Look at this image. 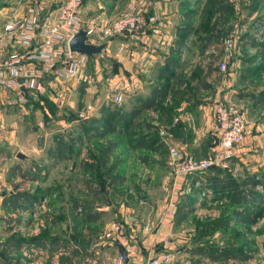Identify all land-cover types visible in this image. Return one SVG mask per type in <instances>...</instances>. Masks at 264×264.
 Masks as SVG:
<instances>
[{"label": "rangeland", "instance_id": "1", "mask_svg": "<svg viewBox=\"0 0 264 264\" xmlns=\"http://www.w3.org/2000/svg\"><path fill=\"white\" fill-rule=\"evenodd\" d=\"M30 1L0 0V28L8 17L25 13ZM63 1L49 0L47 5L55 11ZM130 1L89 0L87 3L91 7L88 11L90 15H97L103 6L108 14L104 20H96V23H111L131 13ZM178 1L181 3L184 0ZM191 1L190 9L196 8L194 21L198 25L206 0ZM229 2L233 4L235 14L229 22L218 26V30L223 31L225 37L214 42L204 53L193 44L190 37L182 50H189L188 44L193 49L184 66L183 74L186 77L184 76L183 83L178 84L165 77L155 78L154 84L151 80L147 81L151 83L148 85L149 89L155 83L162 84L161 88L166 83L171 88L166 98L158 100L160 107L138 111L141 107L139 99L148 95L138 85L132 89V84L128 82L131 75L126 69L121 77H114L115 72H118L115 58L102 61V73L98 75L90 57L84 67L85 76L66 85L68 94L58 93L53 99L31 95L26 102L17 103L13 93H3L0 96V171L4 174L5 186L0 199L5 198L8 190L34 191L40 197L48 196L49 211L45 225L37 226V222L27 216L34 222L32 226L38 227L37 231L44 236L62 237L74 242L90 240L92 250H95V246H103L100 243L109 242L112 245L113 241L119 242L108 237L112 225L119 223L123 235L133 244L134 251L140 257L135 264H144L152 250H160L164 245L168 247L173 244V248L166 250L174 252L178 249L189 255L184 256L187 258L181 264H191L193 259L210 264L206 257L194 253L198 246L208 247L209 250L211 247H226L244 253L252 247L257 252L247 261L219 258L215 264H264V218L251 226L238 224L234 218L230 220L232 210L238 206H231L224 199L217 198L214 192L212 199L203 201H200L197 192L196 211L189 215L179 229L170 231L168 228L169 221L174 218V214L169 211L171 203L177 205L184 194L192 193V189L184 184L186 177L176 175L169 146L164 142L163 136L172 137L179 143H183V138L190 141L194 137H200L197 146L188 148L189 151L197 158L214 155L221 158L223 155L219 149V138L214 134L215 130L207 131L204 135H199V130H195L203 122L202 110L197 112L199 106L195 105L212 104L216 97L227 96L228 100H222L233 104L240 112L249 108L252 118L258 119L261 116L247 100L239 96V92L246 87L259 91L258 84L262 83L264 77V55L260 56L259 50L252 46L249 39L253 36L264 42L263 28L255 24L264 15V0ZM46 8L41 14L43 19L49 16ZM134 11L138 12L136 9ZM142 17L145 24L141 32L146 28V18ZM208 26L213 27V17ZM126 33L121 32L105 41ZM227 37H234L236 41V50L229 58L222 45ZM253 57H256L254 62L251 59ZM225 60L228 61L229 69L222 72L219 65ZM197 67H201L202 72L196 79H192L197 74ZM250 70L254 75L248 78L246 76ZM149 76L146 75L147 78ZM210 76L208 82L207 77ZM118 83L123 99L116 103L112 93ZM207 86L212 88L208 89ZM174 90L181 91V94ZM135 111L138 112L132 123L120 119V115L130 116ZM191 113L197 125H194ZM245 118L247 120V116ZM105 125L115 126L118 130L95 136L103 131ZM129 130L136 131L138 136L151 135L157 141L155 147H131ZM255 132V129L251 131L252 134ZM111 143H116V146L105 159L104 150ZM242 147L244 144L240 146L237 154ZM19 152L27 155V158H18ZM63 153L66 159H58ZM143 157L149 159L144 161ZM230 159L228 166L220 164L217 167L230 171L237 178L245 169L240 162ZM114 166L117 168L114 169ZM208 174L206 170L200 175L203 177ZM80 201L86 202L89 209L101 211V218L90 224L81 223L86 211ZM74 205L83 207L82 211L74 210ZM33 206L34 204L31 207ZM161 228V233L168 235V238L164 236L160 245L153 240ZM13 235L28 238L19 232ZM148 238H151L147 249L149 253H146V249L142 252L139 246L145 247L143 241ZM247 241L253 244H247Z\"/></svg>", "mask_w": 264, "mask_h": 264}, {"label": "built area", "instance_id": "2", "mask_svg": "<svg viewBox=\"0 0 264 264\" xmlns=\"http://www.w3.org/2000/svg\"><path fill=\"white\" fill-rule=\"evenodd\" d=\"M48 2L49 0H31L25 13L8 17L0 28V96L7 92L13 93L17 103L26 102L31 95L53 99L54 95H58L61 86L85 76L84 67L90 57L72 52L69 47L70 39L80 28L87 31L89 42L99 44L121 32H138L145 24L144 18L138 12L131 11L111 23L100 25L82 12L84 0H64L57 9L54 20L50 22L41 17ZM222 45L226 56L231 57L236 50L235 38H225ZM219 67L222 72H227L228 61L221 62ZM119 86L120 84L112 93L116 103L123 99ZM212 114L219 138V149L223 155L221 158L217 155L197 158L182 143L174 141L172 137L163 136L164 142L169 146L177 176L185 178L189 174L220 164L228 166L229 159L237 156L246 137L245 116L233 104L223 100L216 101ZM256 178L260 179L259 176ZM4 183V174L0 171V194L3 192ZM194 188L199 192L200 201L212 199L213 191L207 188L204 179L196 180ZM255 188L262 191L261 184H257ZM47 203L48 196H43L28 212V216L37 222V226L45 225L49 211ZM77 210L81 212L82 207L79 206ZM175 210L176 203H171L170 213L175 214ZM123 236L121 224L114 223L108 237L119 240ZM171 262L170 252L152 250L144 264ZM108 264L131 263H125L118 255Z\"/></svg>", "mask_w": 264, "mask_h": 264}, {"label": "crops", "instance_id": "3", "mask_svg": "<svg viewBox=\"0 0 264 264\" xmlns=\"http://www.w3.org/2000/svg\"><path fill=\"white\" fill-rule=\"evenodd\" d=\"M88 1L89 0H86V2H84V8L82 10L84 15L95 22L96 20H99L100 22L101 20H104L105 16H107L108 14V11L102 6V9L98 11L97 15H90V12L88 10H90L91 6L87 3ZM130 2L129 3L132 7L131 11H134V9H136L139 14L146 18V28H144L143 32H127L126 34H120L113 39L108 40L110 41V44L105 49L104 54L96 55V57L94 56L91 61L94 62L95 71L98 72L97 74L99 75V73H102L101 62L104 60L115 58V60H117L118 62V72H115L114 77H121L124 74V69H126L131 75L128 79V82L130 85L132 84V89L138 85L142 87L144 91H146V95H150L151 93H149V91L152 92V89H149L148 85L151 83L147 81L151 80L154 84L155 78L160 79L161 77L159 78V73L161 68L166 64L168 58L174 57L177 52L176 41L179 38L180 31L185 23L183 8L178 0H131ZM46 7L47 11H49L47 20L52 22L58 10L54 11L51 7H48V5ZM191 39L192 36L190 40ZM188 46L189 50L186 49L185 51H183L184 53L182 52L181 56H184V58H181V66L177 69L178 74L184 73V66L192 55L191 50L193 49H190L189 44ZM150 74L152 75L151 77L149 76ZM146 75H148L150 78H147ZM253 75V71H249L248 76L246 77L251 78V76ZM210 78L211 76L207 77L208 82H210ZM234 80H236V77H234ZM173 81L176 82V80ZM143 83L148 84L143 85ZM156 84L158 83H155V85ZM67 86H62V89L59 90V93L68 94L66 91ZM258 86H260L259 91H254L250 89V87H246L239 92V96L242 99L247 100L249 104H251L250 106H253L254 109L259 114H261V116L258 119L252 118L250 116L251 114L249 113V108H246L244 112H241L243 115L247 116L248 123L246 129V137L243 143L244 147H242V150L233 160L240 162L243 169H245L243 173L237 177V179L242 182L247 175H257L260 177L262 191L264 192V104L255 103V100L251 99L250 97L242 96V94L248 92L255 93L256 95L264 92V77L262 83L258 84ZM206 88L211 89L212 87L207 86ZM223 98L228 100L227 96L216 97L212 104L207 103L208 105H203V103H199L195 105L199 106L196 110L197 112L198 110H202L201 115L203 118V122H201L200 127L198 126L196 127V129L194 128L196 131L199 130V135H204V133L207 131L215 130L214 134H216V136L218 137L215 121L212 114V107L216 103L217 99L222 100ZM50 99L52 98L50 97ZM248 99L251 101H249ZM190 116H192V119L194 118L192 113L190 114ZM193 122H195V124L193 123L194 125H197L195 119H193ZM254 129L256 130V132L252 134L251 131H253ZM199 138L200 137H194L190 139V141H188L187 138H183L184 144H182L189 151L188 148L197 146ZM234 176L236 177V175ZM30 180L33 181V179ZM14 192H16V190H8V194H12ZM28 192L34 193V191ZM44 193L47 194L46 192ZM4 199H0V264H107L108 261L116 258L119 255L118 249L114 247L113 244H108L109 242L100 243L103 244V246H95V250H92L90 248L84 249L76 245V242L69 239L66 240L71 241L75 247H79L80 249L75 250L73 248H70L68 250L53 251L52 247L50 246L30 248L23 246L18 247L16 245H13L11 244L10 239L24 238L20 236L15 237L13 234L19 232V234L21 235L32 237L38 235L39 232L32 226L34 222L29 219V217H27L28 212L32 207L18 209L16 208V204L14 205L10 202H5ZM24 205L26 204L22 203V206ZM244 207H246V205L241 206L239 209H243ZM66 222L68 223L69 221ZM168 228L170 229V231H172V229L177 230L180 227L174 229L173 221L171 220L169 221ZM166 229L167 228H165V230ZM29 230L30 233H28ZM162 230V228L158 230V232L154 235L153 240L160 243V245L162 244L164 236L165 238H168V235H165V233H161ZM150 239L151 238H148L143 241L145 247L139 244V248L142 252L146 249V253H149L147 249H149L148 245H150ZM119 242L127 248L128 255L130 257V263H137V261L140 260V257L138 254H136V250L134 251L135 247L133 246V244H130V241L125 236L121 237L119 239ZM171 246H175V244ZM171 246L167 247L166 245H164V247L160 250L167 251L166 248H173ZM99 247H101L100 250L98 249ZM155 250L160 251L159 249ZM170 253H172L171 264L184 263V259L187 258L184 256H189L185 253L180 252L178 249ZM25 254L29 256H26ZM206 259L210 264L216 263V261H211L208 258ZM192 261L191 262L193 264L206 263L205 261L200 259H193Z\"/></svg>", "mask_w": 264, "mask_h": 264}, {"label": "trees", "instance_id": "4", "mask_svg": "<svg viewBox=\"0 0 264 264\" xmlns=\"http://www.w3.org/2000/svg\"><path fill=\"white\" fill-rule=\"evenodd\" d=\"M191 5V0L181 1V6L182 8H184L183 15L185 18V23L180 31V36L176 41L177 52L174 57L168 58L166 64L161 68L159 73V78L165 77L170 80H176V83L178 84L183 83L185 80V75L178 74L177 69L181 66L182 49L186 47L189 38L192 36L191 40L193 44H195L198 49L201 50V53H204L205 50L214 42L225 37L224 32L218 30V26H220V24L222 23L229 22V20L235 14L234 6L229 2V0H206L199 15V24L196 25L194 17L195 13L197 12L196 8L190 9ZM212 17L213 27L209 28L208 25ZM256 21V26L263 28L264 32V15L259 17ZM255 38L256 37L252 36L249 39L252 41V46L259 50L258 53L260 54V56H262L264 55V42H260L257 40V38ZM255 58L256 57L251 58L253 59L252 62H254ZM257 68L259 70L260 64L257 66ZM195 72L197 74H194L192 79H196L197 76L200 75V72H202L201 67H197V70ZM163 84L166 87L164 86V88H161L162 84H156L152 88V92L150 95H148L144 99H139L141 101V107L138 111L153 107H160V102L158 100L166 98L171 90V88H169L166 83ZM174 92L177 94H181V91L179 90H174ZM242 96L250 97L251 99L255 100V103L264 104V92L258 95L252 92H248L242 94ZM138 111H135V113L133 112L130 116L120 115V119L132 123ZM114 130L118 129L115 126L111 127L109 125H105L103 131L96 133L95 136H102ZM128 132L130 133L129 143L133 148H152L155 147V144L157 143L156 139L151 135L138 136L136 135V131L129 130ZM115 146L116 143H111L105 148V153L103 156L105 159L109 156ZM58 159H66V155L63 153L58 157ZM148 159V157H143L144 161H147ZM113 168L116 169L117 167L114 166ZM206 170L209 172L208 176L202 177L200 174H202ZM206 170L189 174L184 179V184L188 185L190 190L192 189V193L184 194L181 197V200L177 203L173 218L174 229L179 228L188 219L189 215L196 211L197 208L195 204L196 200L198 199L196 193L198 192V190L194 189V182L201 178L206 181L207 188L212 189L217 198L226 200L231 206H238L237 208L232 210L230 220L234 218L236 223L238 224H246L248 226H251L257 224L264 217V192L256 190L255 188L257 184H261L260 179L256 178L257 175H247L246 178L242 182H240L233 174L230 173V171L228 172L222 167L215 166ZM120 178L121 180H123V177ZM41 197L38 196V193L35 192L30 193L28 191H16L12 194L6 195L4 201L10 202L14 205L16 204V208L18 209H23L26 207H31L32 204H35ZM22 203H25L26 205L22 206ZM77 203H79V201ZM80 203L84 204V209L86 211L81 223L89 224L92 222H96L101 218V211L89 209L87 207V203L84 201H80ZM78 205H74V210L78 208ZM243 205H246V207H244L243 209H239ZM10 242L11 244L18 247L23 246L30 248H41L50 246L52 247L53 251L68 250L70 248H73L75 250L80 249L79 247H75L69 240L62 239L60 237L44 236L41 233L39 235L23 239L13 238L10 239ZM247 244L252 245L253 243L247 241ZM256 252L257 249H253L252 247L248 252L245 253L242 251L230 250L226 247H211L209 250L208 247L198 246L194 249L195 254L203 255L211 261H216L219 258H222L226 260L234 259L242 262L251 259Z\"/></svg>", "mask_w": 264, "mask_h": 264}, {"label": "water", "instance_id": "5", "mask_svg": "<svg viewBox=\"0 0 264 264\" xmlns=\"http://www.w3.org/2000/svg\"><path fill=\"white\" fill-rule=\"evenodd\" d=\"M109 44L110 41H105L101 44L89 42L88 33L84 28H80L79 31L69 41V47L72 52L86 54L91 58L96 55H103L105 49L108 47ZM17 157L20 159H26L27 155L22 152H19L17 154ZM91 244L92 242L90 240L85 242H76V245L84 249H89L91 247ZM112 244L118 249L119 255L122 257L123 261L125 263H129L130 257L128 255L127 248L118 241H113Z\"/></svg>", "mask_w": 264, "mask_h": 264}]
</instances>
